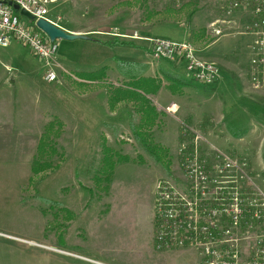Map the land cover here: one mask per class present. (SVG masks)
<instances>
[{
    "label": "rangeland",
    "instance_id": "obj_1",
    "mask_svg": "<svg viewBox=\"0 0 264 264\" xmlns=\"http://www.w3.org/2000/svg\"><path fill=\"white\" fill-rule=\"evenodd\" d=\"M233 1L54 0L51 6L49 19L60 28H98L107 36L96 38L146 49L144 64L117 70L132 79L154 76L162 84L161 99L150 97L158 120L145 131L167 153L162 162L135 134L141 117L138 104L123 102L110 112L108 94L124 88L128 78L83 84L75 70L64 68L57 82L48 83L44 65L27 47L13 43L0 52V231L33 240L28 241L32 246L0 237V264H86L36 247L46 245L105 264H196L195 256L201 264L190 246L157 250L152 218L159 186L172 187L184 198L189 195L184 161L196 157L210 178L218 179L214 170L220 162L212 147L240 166L222 173L226 177L221 179L232 185L237 181L243 200L248 194L256 198L257 190L264 194V181L253 175L259 153L253 118L264 120V87L254 88V37L244 32L257 19L256 4L238 0L239 7L231 10ZM217 21L222 35L212 32ZM135 34L192 42L203 59L217 63L219 81L198 84L180 64L154 59L147 42L126 37ZM12 53L14 58L6 62ZM169 79L185 85L180 96L167 90ZM173 105L175 112L169 110ZM49 124L53 139L39 157V141L50 132ZM195 135L208 144L198 143L193 155ZM103 145L115 164L107 177ZM120 157L124 162L116 163ZM39 161L51 167L35 175L32 166ZM242 218L247 219L230 226L229 244L245 260L253 257L264 232L255 229L249 210Z\"/></svg>",
    "mask_w": 264,
    "mask_h": 264
},
{
    "label": "built area",
    "instance_id": "obj_2",
    "mask_svg": "<svg viewBox=\"0 0 264 264\" xmlns=\"http://www.w3.org/2000/svg\"><path fill=\"white\" fill-rule=\"evenodd\" d=\"M53 4L54 0H0V52L13 43L27 47L44 65V77L48 83L57 82L64 68L58 62L56 43L48 40L36 27V22L43 19L59 27L49 19ZM253 4H256L253 9L257 19L246 25L244 32L254 37L253 85L259 90L264 87V0H253ZM239 5L238 0L233 1L231 10ZM15 6L18 11L14 10ZM22 10L31 15L34 21L22 16ZM218 22L212 25L214 35L223 34L221 26H217ZM223 22L220 20L219 25ZM126 37L147 42L154 59L180 64L198 84L212 86L220 79L217 63L203 59L190 41L142 38L137 34ZM203 138L194 136L193 155L197 153L198 143L208 144L205 137ZM210 151L220 162L214 170L218 179H211V172L195 157L183 163L184 172L190 182L189 195L184 198V194L177 193L169 186L162 185L157 188L154 214L155 247L159 251H170L190 246L200 257L201 264H264V239L258 241L260 246L253 253V257L245 260H241L239 252L229 244L232 237L229 228L236 227L247 219L242 218L246 210L253 214L251 219L256 221L255 229L264 232V194L256 189L257 194L253 192V196L257 195L256 198L248 194L243 200L237 181L232 185L221 179L226 177L222 173L239 170L240 166L222 151L214 147ZM49 250L86 264H105L79 254L51 248Z\"/></svg>",
    "mask_w": 264,
    "mask_h": 264
},
{
    "label": "crops",
    "instance_id": "obj_3",
    "mask_svg": "<svg viewBox=\"0 0 264 264\" xmlns=\"http://www.w3.org/2000/svg\"><path fill=\"white\" fill-rule=\"evenodd\" d=\"M63 30L70 33V34L83 35V36H86L88 38V40H79V41H81L80 43H74L71 41L59 40V42L56 44L58 47V51H59L58 52L59 64L63 68H65V70H66V68L75 70L76 75H74V76L76 77V79L78 81H80V83H83V84L97 83V84L103 85V84L109 83V81L116 82L118 80H121V78H125V77L128 78V80H131V77H130L128 72L127 73H124V72L119 73L118 72L117 66H120L119 63L132 64V66H133V65H138V64H144V62L146 61L147 53H146V49L143 46H140L138 44H135V47H132V46L111 47L109 45H105L104 43H106V42H108V43H112V42H110V40H108V39L104 40V39L96 38V37H99L100 35L101 36H107V34L99 33L100 29H98V28H90L89 29L90 31H87V30L70 31L67 29H63ZM87 32H91V33H87ZM88 34H92V36L90 37V35H88ZM92 39H96L100 42H94V41H92ZM183 41H185V40H183ZM72 43H74V44H72ZM148 46H147V49H148V51H150ZM7 56H5L6 62L7 61L9 62L10 60H12L14 58L13 53L11 55H7ZM128 67H130V66H128ZM101 68H105L106 76L100 82H90V81L84 80V79L79 77L80 75H83V74H89V73L97 72ZM141 78H154L156 80H159L158 78H155L154 76L141 77ZM216 86H218V84ZM161 88H162V84H161ZM161 88L159 89V91L156 94H154L152 96H147V98H149V100H150V97H154L157 100L161 99V97H162L161 96ZM167 90H168V86H167ZM262 93H264V92H262ZM181 94H177V95L171 94V95L172 96H180ZM108 96H109V94H108ZM107 104H108V98H107ZM169 110L172 112H175L176 111V105L171 106ZM110 112L112 113L114 111H110ZM253 112H256L255 109H253ZM261 116L264 119V113L261 114ZM260 119L258 117L253 118V138L258 140L257 149H259V153L255 157V160L253 161V175L254 176L256 175L257 178H261L264 181V120H262V119L260 120ZM240 138H243V137H240ZM152 219H153V230H154V228H155L154 211H153V218ZM0 237H3L5 239L14 240V241H17L18 243L28 244V245L33 246V244L28 243V241H33V240H28V238L10 235L7 232H1L0 231ZM153 239H154V237H153ZM44 245H46V244H44ZM49 246L50 245H46L43 247L42 246H36V247H39V248H42L44 250L52 252L51 250H49V248H50ZM74 247L78 248V246H76V245H74ZM177 251H183V250H177ZM184 251L185 252L186 251L191 252L190 250H184ZM168 252H172V251H168ZM81 256H84V255H81ZM87 257H89V256H87ZM195 259H196L195 263L199 264V260H198L197 256H195ZM41 263L44 264V262H41ZM46 264H49V263H46Z\"/></svg>",
    "mask_w": 264,
    "mask_h": 264
},
{
    "label": "trees",
    "instance_id": "obj_4",
    "mask_svg": "<svg viewBox=\"0 0 264 264\" xmlns=\"http://www.w3.org/2000/svg\"><path fill=\"white\" fill-rule=\"evenodd\" d=\"M94 42H100L96 39H92ZM105 45H109L111 47L115 46H132L135 47L134 44L125 43V42H113V43H104ZM120 67L122 69L128 68V66H132V64H125V63H119ZM105 68H101L97 72L89 73V74H83L79 77L90 81H102L105 78ZM170 84L168 85V90L172 95H177L182 93V88L185 86L182 82L174 79H169ZM161 88V82L159 80H156L154 78H139V79H132L125 85L124 88H116L111 90L110 95L108 97V105L109 109L111 111H114L116 106L119 103L122 102H133L139 105L138 112L141 115L140 123L137 126L136 136L139 138L145 148L149 150V152L157 157V160L159 162H162V157L166 156V152L152 144V141L150 139H147L148 136H146V132L148 129L155 126L156 121L158 120V113L156 112V109L152 106L151 101L147 98V96H152L156 94L159 89ZM44 135L41 137L39 141V148L38 153L39 157H42L45 154L46 146L51 143V140L53 137L50 133H52V124L48 125L47 131ZM51 148V147H50ZM103 151V174L107 177L112 174L114 162L112 160V154H110L109 148L103 145L102 148ZM125 158H118L116 163L124 162ZM51 164L47 162H35L32 166V172L37 175L46 169L50 168ZM108 180V179H107Z\"/></svg>",
    "mask_w": 264,
    "mask_h": 264
},
{
    "label": "water",
    "instance_id": "obj_5",
    "mask_svg": "<svg viewBox=\"0 0 264 264\" xmlns=\"http://www.w3.org/2000/svg\"><path fill=\"white\" fill-rule=\"evenodd\" d=\"M15 11H18V7H14ZM22 16H25L28 20L34 21V18L25 11L20 12ZM36 27L48 38L51 43L57 40L75 41V40H88L86 36L70 34L64 31L60 27H56L46 20L40 19L36 22Z\"/></svg>",
    "mask_w": 264,
    "mask_h": 264
}]
</instances>
